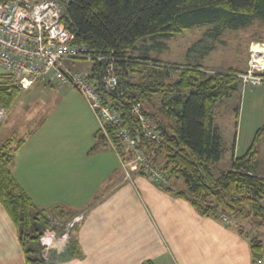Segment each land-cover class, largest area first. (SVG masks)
Instances as JSON below:
<instances>
[{"label":"trees","instance_id":"obj_1","mask_svg":"<svg viewBox=\"0 0 264 264\" xmlns=\"http://www.w3.org/2000/svg\"><path fill=\"white\" fill-rule=\"evenodd\" d=\"M58 1L63 7L61 22L74 35V43L86 46L93 57L90 78L97 81L99 90L103 91L101 81L108 65L112 64L118 79V95L105 93L104 99H116L121 124H106V135L97 129L91 151L111 147L120 162L143 153L147 163L163 167L168 185L159 186L161 189L187 199L204 216L217 221H225L223 217L228 216L233 222L225 225L233 224L248 238L237 221L248 220L252 227L264 223V207L259 204L264 199V177L255 173L264 124L256 129L247 150L232 156L229 170L215 177L210 169V163L218 161L221 153V135L214 124L213 107L236 89V74L242 70L167 64L146 55L134 56L131 51L144 37L170 38L194 26L211 25L206 33L215 37L224 29L256 27L264 32V0ZM262 38L255 40L263 42ZM172 72L177 77L165 82ZM19 94L20 87L14 80L0 73V107H11ZM155 101L159 116L152 112ZM132 102H140L149 118L155 119L161 139L142 135L131 111ZM120 127H126L134 137L139 135V142L132 149H127L115 136ZM32 134L33 131L22 136L13 133L0 144V203L17 228L26 264L45 261L31 255L38 252L44 232L55 230L48 214L67 221L80 214L63 205L39 208L15 179V153ZM179 180L186 185L187 192L176 187ZM80 221L70 227L65 249L75 258L83 257L73 235ZM248 241L252 263L263 260V237L254 234Z\"/></svg>","mask_w":264,"mask_h":264},{"label":"rangeland","instance_id":"obj_2","mask_svg":"<svg viewBox=\"0 0 264 264\" xmlns=\"http://www.w3.org/2000/svg\"><path fill=\"white\" fill-rule=\"evenodd\" d=\"M210 29L211 25L194 26L170 38L144 37L136 42L131 54L146 55L167 64H201L205 68L220 70L231 67L243 72L250 49L264 51V41L255 40L264 36V32L256 27L224 29L216 37L206 33ZM87 63L89 62L82 61L77 65L81 70L87 71L91 65ZM0 73H3L2 69ZM177 75L172 72L165 82L173 81ZM53 82L60 88L68 89H54L39 80L32 82L27 88H21L17 84L20 87L19 96L11 107H3L5 114L0 117V144L9 138L13 130L20 136L27 135L49 117L51 119V116L52 119L57 118V123L66 120L68 115H65L63 107L65 97L61 94L65 91L81 93L74 87ZM263 83L243 86L238 80L236 89L230 96L214 105V124L221 135L220 158L210 163L215 177L229 170L232 156L242 155L251 144L256 129L264 124ZM82 98L84 99L83 96ZM84 101L89 107L85 99ZM153 106L152 112L159 116L156 101ZM149 123L157 126L155 119L149 118ZM64 130L68 131L67 128ZM93 146L94 143L87 153L95 155L91 153ZM257 150L255 173L264 177V137ZM41 166L44 168L33 177L35 182L42 179L45 184L59 188L56 184L64 177L60 183L67 184L69 174L64 166ZM128 168L130 176L125 177L124 182L109 197L94 205L82 217L78 215L67 221L48 214V218H53L51 223L55 227L56 240L47 246L39 242L40 248L31 258L43 257L45 261L41 263L37 260L35 264H69L68 261H73L70 264H141L147 260L148 264H242L243 255L251 254L249 241L244 239L245 236L233 224L225 225L232 223L233 219L227 216L225 221H217L204 216L187 199L170 195L148 176L140 174L139 169ZM123 173L126 174L125 169ZM176 187L187 192V187L181 180L176 182ZM100 188L103 192L102 186ZM259 204L264 207V199L259 200ZM76 221H80V225L86 221L83 240L86 243L89 241L93 247L87 253L88 260H72V255L65 250L70 230L68 226ZM237 223L243 225L244 234L248 238L260 234L264 239V223L257 227H252L248 220ZM228 230L236 240L224 238L228 235ZM48 233L49 230L42 236L51 238V233ZM65 235L66 238L63 239ZM86 248L89 245L86 244ZM121 254H127L128 260L121 261Z\"/></svg>","mask_w":264,"mask_h":264},{"label":"built area","instance_id":"obj_3","mask_svg":"<svg viewBox=\"0 0 264 264\" xmlns=\"http://www.w3.org/2000/svg\"><path fill=\"white\" fill-rule=\"evenodd\" d=\"M61 12L58 0H0V69L21 88L38 80L57 81L76 88L93 111L99 129L106 135V124H121L116 99H104L105 93L118 95L117 76L112 64L108 65L102 76L101 91L97 81L90 78L92 70L79 68L78 62L91 61L93 57L86 46L74 43V36L61 22ZM236 76L243 86L263 83L264 51L250 49L245 70ZM131 111L144 137L161 139L159 129L149 123V116L140 102H132ZM3 114L5 109L0 107V117ZM115 136L127 149H132L140 139L139 135H131L126 127H120ZM120 163L126 170V177L130 176L129 167L130 170L139 169L160 187L168 185L163 167L147 163L143 153H136L132 160ZM71 226L72 223L68 227ZM50 233L51 238L40 237V244L47 246L51 241L55 242L54 231ZM255 264L264 262L257 259Z\"/></svg>","mask_w":264,"mask_h":264},{"label":"crops","instance_id":"obj_4","mask_svg":"<svg viewBox=\"0 0 264 264\" xmlns=\"http://www.w3.org/2000/svg\"><path fill=\"white\" fill-rule=\"evenodd\" d=\"M45 85L54 89L56 87L59 89L67 88H60L53 81H49ZM61 95L65 97L63 107L64 113L68 117L66 120L57 123V118L52 119L51 116V119L49 117L33 130L32 136L15 153V164L12 172L17 182L39 208L48 209L55 205H63L66 209L80 211L79 215L82 217L94 205L109 197L124 182L126 176L117 154L111 147L91 152L95 155L90 154V152L87 153L88 149L95 143L94 133L97 131L95 115L76 91H65ZM65 128L68 131H65ZM13 133L16 131L13 130ZM42 164L51 167L56 166V164L61 167L64 166L65 171L69 174L67 184L60 183L61 179H65L64 177L60 178L56 184L59 188L45 184L42 179L35 182L33 177L38 175L37 172L41 168H44L41 166ZM96 195L99 196L95 198ZM85 226L86 221L79 226L73 235L83 253L81 259L88 260L89 254L87 253H90L93 247L89 241L86 243L83 240L82 233ZM226 232L228 233L227 236L224 235L226 240H236L230 236L231 231ZM244 239L248 240L247 237ZM86 244L89 245L88 249ZM120 256L121 261L128 260L127 254ZM243 256L242 264H253L251 254L246 253ZM73 259L77 260L75 257H72ZM71 262L73 261H68L69 264ZM0 264H26L25 255L18 239L17 228L1 203Z\"/></svg>","mask_w":264,"mask_h":264},{"label":"bare ground","instance_id":"obj_5","mask_svg":"<svg viewBox=\"0 0 264 264\" xmlns=\"http://www.w3.org/2000/svg\"><path fill=\"white\" fill-rule=\"evenodd\" d=\"M61 5V4H60ZM61 7H62V5H61ZM62 13H63V7H62V12H61V15H62ZM63 24V23H62ZM63 26H64V24H63ZM65 27V26H64ZM66 28V27H65ZM67 29V28H66ZM68 30V29H67ZM69 31V30H68ZM72 34V33H71ZM73 35V34H72ZM74 36V35H73ZM100 59V58H99ZM92 61V60H91ZM91 61H85V62H89V63H91ZM58 245V244H57Z\"/></svg>","mask_w":264,"mask_h":264}]
</instances>
